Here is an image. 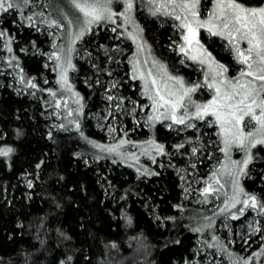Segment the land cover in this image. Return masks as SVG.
<instances>
[{
	"label": "trees",
	"instance_id": "trees-1",
	"mask_svg": "<svg viewBox=\"0 0 264 264\" xmlns=\"http://www.w3.org/2000/svg\"><path fill=\"white\" fill-rule=\"evenodd\" d=\"M45 1L52 6L57 2ZM27 12L25 9L24 16ZM1 14L5 17L2 26L8 29L9 34L26 38L29 34L27 27L23 26L20 32L18 26H12L6 19V14ZM136 19L148 34L155 52L164 57L170 66L173 64L180 71L189 70L176 63L173 53L164 44L168 34L166 24L159 25L142 13L136 14ZM24 23L21 22L22 25ZM32 37L37 44H41L37 34ZM202 38L213 54L229 65L231 71L235 65L222 51L218 39H207L204 35ZM125 40L118 47L110 44L101 46L106 56L112 59L107 65L97 58L100 56H93L92 63L97 72H103L106 67L113 72L128 70L122 51H130L129 45L133 47V42L127 36ZM98 41L103 42L102 37ZM19 46L21 43L18 40L12 41V55L19 60L5 61V65L19 72L15 67L18 62L24 74L32 76L39 88L25 94L16 93L10 86L9 77L0 73V145L9 144L15 148L8 157L0 156V264H22L26 254H31L29 264H56L58 259L69 254L73 257L70 264H185L186 261L191 264L194 240L199 233L192 229L203 222L206 215L200 212V208L182 201L178 177L173 169L158 168L154 162L144 161L143 166L155 172L151 176L143 172L138 174L132 164L119 162L80 136L79 131H83L86 137L107 142L85 116L98 107L94 69H86L77 60H74L76 67L71 69L69 76L84 99L83 111L78 114L81 129L48 126L43 114L50 108L44 102L54 105V101L51 96L44 98L45 93L39 83V77L45 71L42 60L34 54L18 50ZM26 47L30 48L27 44ZM129 81L134 87L128 93L125 92L127 86L115 88L118 96L130 95L138 101L144 100L137 81L130 78ZM61 108L63 111V106ZM18 128L22 129L20 136L16 135ZM49 130L53 132L52 139L47 136ZM149 136L163 142L169 153L173 145L185 141L186 137L195 138L197 133L189 129L175 134L156 125L154 129L150 128L148 134L140 131L138 138L146 140ZM193 142L195 140L185 142L182 148L186 150ZM201 142L207 147L206 140ZM75 153L81 155L76 156ZM254 153L257 158L250 163L248 175L242 178L241 183L246 190L260 193L264 191L260 179L264 177V145H256ZM97 154L100 159H95ZM172 158L176 159V156ZM40 160L44 163L37 169L35 165ZM195 170L201 175L207 172L204 164H198ZM24 174H28L33 181L31 188L23 183L21 176ZM57 201L61 204L59 208L56 207ZM176 204L181 207H174ZM126 216L131 217V223L127 222ZM258 217L264 228V214L258 213ZM41 218L46 223L38 232L36 225ZM18 221L22 223L18 224ZM57 228L66 232L71 240H64ZM259 235L264 241V230ZM36 236L45 240L44 246ZM113 242L117 247L111 246Z\"/></svg>",
	"mask_w": 264,
	"mask_h": 264
},
{
	"label": "snow or ice",
	"instance_id": "snow-or-ice-1",
	"mask_svg": "<svg viewBox=\"0 0 264 264\" xmlns=\"http://www.w3.org/2000/svg\"><path fill=\"white\" fill-rule=\"evenodd\" d=\"M62 2L63 0H61ZM42 6L53 7L47 2ZM42 6L37 4L36 0H0V13L6 14L9 11H15L21 20L26 19L27 23L32 25L37 13L30 11L25 17L24 10ZM69 6L75 10V13L65 10ZM145 6L152 15L162 13L166 17L174 18L173 29L178 30L179 35L178 39L173 40L168 47L183 54L187 59L198 62L203 71V81L188 82L184 76L173 74L164 60L152 54L151 45L147 44L142 35L144 29L133 15V0H67V4L57 6L63 22L60 18L53 17L51 12L41 11L39 13L42 17L39 23L58 26L59 29L66 30V41L64 38L59 40L55 38L62 37V33L59 31L49 33L54 37L51 41L52 50L44 53L49 60L54 61L53 71L56 73L55 80L58 88L46 87L42 91L49 93L54 101L55 115L65 120L64 123L59 124L53 121L52 127L59 129L75 127L77 131L81 129L78 114L83 111L84 99L81 93L74 88L69 78V69L76 67L73 63V54L76 52L77 41H80L87 32L91 31L92 25L105 21L115 23L117 18H120L123 20V23L120 24L123 32L120 35L131 38L136 45V51L131 54L129 59L131 78L136 80L139 77L140 95L147 99L148 105L139 104L138 101H132L129 97L119 95L115 97L118 101L114 104L115 109L120 111L125 102L132 103L133 120L137 119L135 113L140 110L146 113V116L142 118L144 126L149 128L156 122L162 121L169 129L180 126L179 130L183 131L185 128L197 127L194 119L217 125V136L220 143L223 144L220 151L224 153V158L213 165V170L207 177L201 178L204 180V186L198 188L197 191L203 193V199L207 200L209 193L224 188V203L217 211L229 213L233 218L243 215L246 208H252L257 213L264 214V191L260 193L248 191L241 183L242 178L248 175L250 163L257 158L254 153L255 146L264 145V2H259V0L256 3H250L249 0H211L206 15L202 0H149ZM16 22L13 20V24ZM128 25H131L130 29L127 27ZM201 28L206 29L210 35H219L227 41L225 46L230 48L234 60L237 62L238 71L235 76H229V65L218 60L201 42ZM115 31L116 29L113 28V32ZM0 37L4 38L2 46L9 53L3 57V60L12 61L15 59L18 61L19 57L12 55L13 36L8 34V29L0 30ZM242 42L246 43V47ZM114 47L118 46L114 45ZM24 50L21 49V51ZM141 53H146L143 59H141ZM85 54L87 55V51ZM109 59L111 60L112 57L109 56ZM184 62V58H181V63ZM15 67L19 69V83H25L31 89L39 88L32 76L24 74V69L18 62ZM85 83L88 82L85 81ZM96 83L99 84L100 81L97 80ZM201 83L212 93L206 100L193 98V93L201 87ZM88 86L92 87L91 84ZM108 86L114 88L115 82H109ZM24 90L27 91L28 88L26 87ZM113 95L105 93L109 101L113 100ZM70 100L75 107L69 105ZM44 103L49 108L53 106L49 101ZM61 106H63V112L60 111ZM111 107L110 105L108 108L109 116H105V120L115 119V117H111ZM209 114L212 119H206ZM137 123H139L138 120ZM252 124L255 126L252 127ZM107 128L110 134L117 130L112 124H108ZM197 131H199L198 128ZM79 134L94 148L108 154H115L124 163L135 162L132 163V166L136 168L138 174L143 172L151 176L155 172L154 169L147 166L137 167L140 156L148 155L155 162L156 156L167 153L165 144L157 140L155 136H149L146 140L141 141H128L125 137H120L112 143H101L86 137L83 131H79ZM16 135H22V129H16ZM47 136L52 139L53 132L49 130ZM194 140L200 141V137H186L185 141H181L173 147L181 149L185 142ZM129 143L138 145V152L122 151L123 146ZM208 143L211 144L212 141L209 140ZM200 147L201 143H194L189 156L197 154ZM234 147L243 152L240 159L232 158L231 151ZM14 151L15 148L12 145H0V156L8 157ZM74 155L80 156L81 154L75 153ZM95 159H100V156L95 155ZM43 163L44 161L40 160L35 167L40 169ZM192 166L195 167L194 162ZM61 179H63L62 175ZM260 179L264 185V177H260ZM229 181L231 183L230 192L227 191ZM27 185L31 188L33 181L28 180ZM237 205L242 206L237 208ZM56 207H61L58 201ZM174 207L180 208L181 205L176 204ZM168 219L174 220L175 217H168ZM126 220L131 223L130 216H126ZM207 221L208 218L204 217L203 222L192 230L203 232L206 227L210 226ZM17 223L20 224L22 221ZM45 223V219L41 218L36 225L38 232L41 230V225ZM224 227H227V224ZM262 230L264 228L259 221L249 223V232ZM57 232L64 240H71V237L61 229L57 228ZM35 238L44 246V239L40 236ZM212 240L217 241L218 237L213 235ZM111 246L117 247L114 242ZM221 246L223 245L217 244V247ZM223 247L229 253V264H249L253 258H256V264H262L260 258L264 257V245L246 257L236 256L226 246ZM33 251H39V249H33ZM26 257L22 264H29L31 254H26ZM233 257L235 260L232 259ZM72 260L73 257L69 254L58 259L56 264H70Z\"/></svg>",
	"mask_w": 264,
	"mask_h": 264
},
{
	"label": "rangeland",
	"instance_id": "rangeland-1",
	"mask_svg": "<svg viewBox=\"0 0 264 264\" xmlns=\"http://www.w3.org/2000/svg\"><path fill=\"white\" fill-rule=\"evenodd\" d=\"M36 2L41 6L45 2L49 3L48 1L45 0H36ZM148 2L149 0H133V4H134L133 15L135 19H136V14L142 13L146 15L147 18H152L156 20L157 24L159 25L166 24L167 33L169 35L167 34L166 36L167 43L164 44L167 45L168 50L173 53L176 59V63L186 66L189 70L180 71L177 68H175L173 64L172 66H170L164 57L160 56V54L155 52L153 46H151L152 54L164 60L168 64L169 70L173 72V74L184 76L188 82H195V81L202 82L203 71L201 70V67L198 64V62L187 59L186 57L183 56V54L168 47V45L173 40L178 39V35H179L178 30L173 29L174 18L166 17L162 13L157 15L150 14L147 10V7L145 6L148 4ZM249 2L256 3L257 0H255V2L249 0ZM259 2H264V0H259ZM202 3L205 5L204 14L206 15L207 7H210L211 0H202ZM65 4H67V0H63L62 3L61 0H57V2L53 5L52 12L50 8L43 6L41 8H36V7L27 8L28 12L25 13V17L28 16L30 11L37 13V15L33 19L32 25H29L26 19L21 20L18 13L15 11H9L6 13L7 15L6 19H9L10 24L12 26H18L20 32H22L23 26L27 27L29 34L26 36V38L20 39L16 35H12V36L14 41L18 40L21 43V46L22 44L25 46V47L19 46L18 50L21 51V49H25L24 50L25 53L29 52L30 54H34L41 58L42 66L43 69L45 70L39 77V83L42 86V89L46 87L58 88V85L55 80L56 73L53 71L54 61L49 60L48 57L44 55V53H47L52 50L51 41L54 37L50 36L49 33L59 31L62 33V37H55V38L57 40L64 38L66 41V30H61L58 28V26H49L47 24L39 23L40 19H42L39 13L41 11L45 13L51 12V15L53 17L60 18L62 20V15L58 11L57 6L58 5L63 6ZM121 7H122V2H121ZM65 10L68 11L69 13H75V10L72 9L70 6L66 7ZM117 11H119V9H117ZM2 16L3 15L0 13V30L4 28L2 26V19L5 17ZM13 20L17 22L13 24ZM21 22H25L24 23L25 25H22ZM122 23L123 20L117 18L115 23L105 21L100 24L92 25L91 31L87 32L80 41H77L76 52L73 54V63H75L74 60H77L79 63L83 64L86 69L91 70L94 69V65L92 63L93 56L97 55L100 56L97 57L99 58L100 61L103 62L105 61V64L108 65L111 60L109 59V56H106V54L102 50V47L109 44L112 45L113 47L114 45L121 46L122 44L125 43L126 41L125 36L120 35V33L123 32V29L120 28V24ZM127 27L130 29L131 25H128ZM113 28L116 29L115 32H113ZM33 34H37V36L41 40V44L36 43V39L32 37ZM142 35L144 39L147 41V44L151 45L148 34H146L143 31ZM202 35L206 36L207 39L212 37L218 39V41L222 44L221 47L222 51L226 53L229 56V58L232 59L235 65L234 67H231V71L229 70L228 75L235 76L236 72L238 71V68L236 67L237 62L234 60L230 48L225 46L227 41L224 38H221L219 35H210V33L206 29L201 28L200 29L201 42L209 49V51L211 50L207 45V41L202 38ZM99 37H102L103 42L98 41ZM84 39H86V42L82 43ZM33 41L35 42L34 44ZM3 43H4V38L0 37V73L5 74L9 77L10 86L16 93L25 94L32 91L31 88L27 86L25 83L18 82L19 72L10 69L5 65V60H3V57L5 55H9V53L7 52L6 49L3 48L2 46ZM26 44L30 46L29 49L28 47H26ZM242 44H244V46L246 47L245 42H242ZM129 46H130V51L127 52L122 51V55L124 56V58L128 63L127 71L113 72L111 71V69L107 67L103 70V72L100 73L97 72L95 69L93 71L95 75L94 76L95 80L93 81L95 82V86H97L96 89L98 93L97 94L98 107L90 112H87L85 116L86 119L91 123L93 128L98 132H100L101 134H103V136L107 141L106 143H112L115 140L119 139L120 137H125L128 141H141L143 139L138 138L139 132L141 131L144 132L145 134H148L150 130L149 127L144 126V119L142 118L146 116V113L137 110L135 113L137 119L133 120L131 113V108L133 107L132 103L127 102V106L123 105L120 111H117L114 107V104L118 102L115 98L116 96H118V94L115 92V88L120 89V88H124V86H127L125 92L128 93V90L134 87V84L129 81V78L132 80L131 65L129 64V59L131 57V54L136 51V45L133 43V47L131 45ZM145 47L147 49V45ZM85 51H87V55L85 54ZM145 54L146 53H141V59L144 58ZM181 58H184L185 60L184 63H181ZM221 62L227 64L224 61ZM190 70H193V72H191ZM70 71L71 69H69V75H70ZM128 75L129 78L127 77ZM97 80L100 81L99 84L96 83ZM136 81L140 90L141 83L139 77H137ZM109 82H115L114 88H109L108 86ZM26 87L28 88L27 91L24 90ZM106 92L109 95L114 94L112 101H109L106 98L105 96ZM44 93H45L44 98L47 99L50 98L49 93L47 92ZM211 94L212 93L208 90V88L205 85H203V83H201V87L197 89L196 92L193 93V98L196 100H206L210 98ZM127 97L131 98L132 101H138L137 99H134L130 95H127ZM138 102L139 104L142 105H148V101L146 98ZM69 105L75 107V105L72 103L71 100L69 101ZM110 105L112 106L111 117H115V119L109 118L108 120H105L104 117L109 116L108 108ZM60 111L63 112L64 110L62 111L61 108ZM55 112L56 109L55 106L53 105L49 110H47L43 114V117L47 120L48 126H52L53 121H55L57 124L60 121L61 123L65 122V120L63 121L62 119L57 117L55 115ZM206 119H212L210 114L209 117H206ZM137 120L139 121V123H137ZM194 123L197 126L196 128H185L183 131H180L179 130L180 126L169 129L166 126L165 122L162 121L156 122L152 126L153 129L156 127V125H161L163 129L171 130L175 134L184 133L186 130L194 129L197 133V136L200 137V141H195L193 143H190L186 150L184 148L182 149L170 148L169 153L156 156L154 163L158 168L173 169L174 173L178 177V184L181 190L182 201L184 203L185 202L188 203L189 205L200 208L199 209L200 212H203V214H205L206 217L208 218L207 223L210 225L209 228L206 227L203 232L199 231L197 237L194 240V245L192 248L193 259L191 264H229L230 261L229 253L228 251H226L225 247L223 246H226L227 249H230L232 253L236 254V256L246 257L252 255L253 252L260 249V247L258 248L257 245L259 244L264 245V241H262V236L259 235L260 231L259 232L248 231V226L250 222L255 223L257 221L260 222V220L258 217V213L252 208H246V211L243 215H239L235 218H233L229 213L216 211V209L220 208V206L223 205L224 203V198H225L224 188H219L218 191L209 193L207 200L203 199L204 196L203 193H199L197 191L198 188L204 186V180L201 178L208 176L209 172L213 170V165L219 163V161H221L224 158V153L220 151V149L223 147V144L220 143L219 137L217 136L218 126L215 124H208L205 121H200L195 119H194ZM108 124H112L117 130L110 134L107 128ZM251 126L254 127L255 125L252 124ZM197 128L199 129V131H197ZM200 132L202 133V135ZM202 140H206L207 147L203 146L201 142ZM209 140L212 141L211 144L208 143ZM194 143H201V147L198 149L197 154L190 157L189 153L191 152V148L193 147ZM138 147H139L138 145H133L129 143L123 146L122 151L138 152ZM208 153H211V155H208ZM109 155H111L114 159L115 158L118 159L115 154H109ZM242 155L243 152H241L238 148L234 147L231 151V156L234 159H240ZM172 156H176V159H173ZM118 161L123 163V161L120 159H118ZM144 161L153 162V159L148 155L140 156L138 165H141V168L143 167ZM193 162L195 163V167L192 166ZM132 163L135 162H130V164ZM198 164H204V169H206L207 171L205 175H201L200 173L196 172L195 168ZM21 178L24 184H27V181L30 180L28 174L22 175ZM224 179L227 180V178ZM227 191L228 192L231 191L230 181L228 182ZM240 206L242 205H237V208ZM225 224H227V227H224ZM213 235L218 237L217 241L212 240ZM218 243L223 246L217 247ZM232 259L235 260V257H233ZM260 259L262 263H264V257H261ZM251 263L256 264V258H253V260L249 261V264Z\"/></svg>",
	"mask_w": 264,
	"mask_h": 264
}]
</instances>
